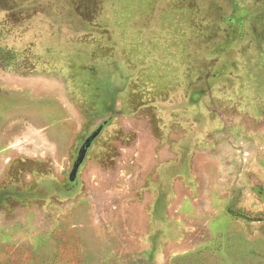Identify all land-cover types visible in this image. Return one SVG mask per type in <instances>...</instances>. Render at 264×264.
Instances as JSON below:
<instances>
[{
    "label": "rangeland",
    "instance_id": "obj_1",
    "mask_svg": "<svg viewBox=\"0 0 264 264\" xmlns=\"http://www.w3.org/2000/svg\"><path fill=\"white\" fill-rule=\"evenodd\" d=\"M0 264H264V0H0Z\"/></svg>",
    "mask_w": 264,
    "mask_h": 264
},
{
    "label": "water",
    "instance_id": "obj_2",
    "mask_svg": "<svg viewBox=\"0 0 264 264\" xmlns=\"http://www.w3.org/2000/svg\"><path fill=\"white\" fill-rule=\"evenodd\" d=\"M101 128L99 127L98 129H96L94 132H92L87 138L86 140L84 141V143L82 144L80 150H79V154L77 156V159L76 161L74 162V165H73V168H72V171L70 173V180L71 181H75L76 179V175H77V171H78V168L80 166V164L83 162L85 156H86V153L88 151V148L91 146L92 144V141L96 138V136L98 135L99 133V130Z\"/></svg>",
    "mask_w": 264,
    "mask_h": 264
},
{
    "label": "flooded vegetation",
    "instance_id": "obj_3",
    "mask_svg": "<svg viewBox=\"0 0 264 264\" xmlns=\"http://www.w3.org/2000/svg\"><path fill=\"white\" fill-rule=\"evenodd\" d=\"M92 142H93V141H92ZM88 149H89V148H88ZM86 154H87V153H86ZM81 164H82V163H81ZM81 164H80V165H81ZM79 167H80V166H79ZM78 170H79V168H78ZM77 174H78V171H77ZM76 176H77V175H76Z\"/></svg>",
    "mask_w": 264,
    "mask_h": 264
}]
</instances>
